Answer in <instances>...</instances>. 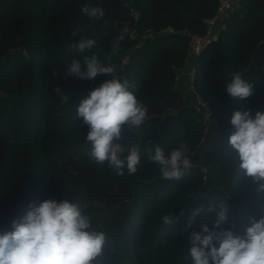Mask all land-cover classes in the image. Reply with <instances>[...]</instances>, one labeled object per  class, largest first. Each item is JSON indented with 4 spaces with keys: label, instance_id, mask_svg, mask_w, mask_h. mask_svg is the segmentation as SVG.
Listing matches in <instances>:
<instances>
[{
    "label": "trees",
    "instance_id": "obj_1",
    "mask_svg": "<svg viewBox=\"0 0 264 264\" xmlns=\"http://www.w3.org/2000/svg\"><path fill=\"white\" fill-rule=\"evenodd\" d=\"M219 2L0 0V233L11 231V222L30 205L74 198L93 227L106 233L104 264H191L190 231L200 232L202 224L211 228L216 220L209 204L225 201L229 208L217 231L243 235L252 218L264 216V191L238 170L227 144L234 111L250 109L253 117L264 112V0H240L217 40L197 56L193 85L210 109L208 119L177 88L191 35L205 32ZM85 4L101 6L104 17L81 13ZM75 26L81 31L73 36ZM125 26L128 35L113 55V40ZM133 30L158 34L140 42L131 37ZM88 37L97 39V49L80 54L73 45ZM92 56L105 66L109 56L148 108L150 119L121 141L126 149L140 148L135 174L125 169L117 175L90 158L88 129L77 108L112 77L91 81L63 72L71 59L80 58L84 67V58ZM234 71L253 84L246 100L226 92ZM58 86L69 94L66 104L55 92ZM180 142L188 145L192 168L180 181L164 180L147 150L159 146L167 153ZM197 207L205 211L185 231ZM182 210L179 221L163 223L164 215Z\"/></svg>",
    "mask_w": 264,
    "mask_h": 264
},
{
    "label": "clouds",
    "instance_id": "obj_2",
    "mask_svg": "<svg viewBox=\"0 0 264 264\" xmlns=\"http://www.w3.org/2000/svg\"><path fill=\"white\" fill-rule=\"evenodd\" d=\"M80 11L96 20L105 15L101 6L85 4ZM70 28L74 29L73 36L81 31L79 26ZM128 31L125 26L113 40V55L120 51ZM73 48L80 54L86 49H97V39H81ZM108 59L111 64L105 66L96 56L85 57L82 67L80 58H73L63 73L91 81L99 75L112 77L89 91L77 114L88 129L85 137L91 145L90 158L100 165L107 163L117 175H123L125 169L132 175L141 163V151L137 146L126 149L121 141L126 131L139 132L150 117L148 108L135 94V85L127 78L121 80L119 66L109 56ZM55 92L66 104L69 94L60 86ZM226 92L232 98L246 100L253 95V84L241 72L234 71L226 83ZM230 123L235 129L227 142L233 152L231 158L245 178L264 191V112L257 111L253 117L250 109L236 110ZM187 152L186 142L178 143L167 153L156 146L148 148L147 159L159 167L162 179L180 181L192 168ZM81 209L74 198L71 202L45 199L30 205L26 214L11 222V231L0 233V264H104L106 233L93 227L92 217ZM213 210L216 220L211 228L202 224L200 232L190 231L191 264H264V216L259 220L252 218L244 234L239 235L231 230L217 231L228 219L225 201L209 204L207 211ZM204 211L203 207L194 209L184 230L189 231ZM182 217L183 210L178 216L166 214L162 220L171 226Z\"/></svg>",
    "mask_w": 264,
    "mask_h": 264
},
{
    "label": "built area",
    "instance_id": "obj_3",
    "mask_svg": "<svg viewBox=\"0 0 264 264\" xmlns=\"http://www.w3.org/2000/svg\"><path fill=\"white\" fill-rule=\"evenodd\" d=\"M239 1L240 0H220L215 15L205 20V24H206L205 32L203 34L191 35L190 54H194L196 56L200 55L201 52L211 44V42L217 40L218 34L216 28L218 27L221 31L226 27L225 20L233 13L235 8L239 4ZM157 34H158L157 32L153 30H149L145 35L141 36L137 34L136 30H133L131 32V37L134 39H139V41L142 42L149 38H154ZM123 60L124 62H127L128 56H125ZM209 115H210V110L209 108H207L205 113V118L208 119Z\"/></svg>",
    "mask_w": 264,
    "mask_h": 264
},
{
    "label": "crops",
    "instance_id": "obj_4",
    "mask_svg": "<svg viewBox=\"0 0 264 264\" xmlns=\"http://www.w3.org/2000/svg\"><path fill=\"white\" fill-rule=\"evenodd\" d=\"M216 31L219 35L220 29L218 27L216 28ZM196 60L197 56L190 54L183 67L178 70L177 88L183 92L189 105L196 106L198 109L206 112L208 107L204 102H202L192 83L195 73Z\"/></svg>",
    "mask_w": 264,
    "mask_h": 264
},
{
    "label": "rangeland",
    "instance_id": "obj_5",
    "mask_svg": "<svg viewBox=\"0 0 264 264\" xmlns=\"http://www.w3.org/2000/svg\"><path fill=\"white\" fill-rule=\"evenodd\" d=\"M194 87V86H193ZM209 108V107H208ZM210 110V109H209Z\"/></svg>",
    "mask_w": 264,
    "mask_h": 264
},
{
    "label": "water",
    "instance_id": "obj_6",
    "mask_svg": "<svg viewBox=\"0 0 264 264\" xmlns=\"http://www.w3.org/2000/svg\"><path fill=\"white\" fill-rule=\"evenodd\" d=\"M78 35H80V34L78 33Z\"/></svg>",
    "mask_w": 264,
    "mask_h": 264
}]
</instances>
